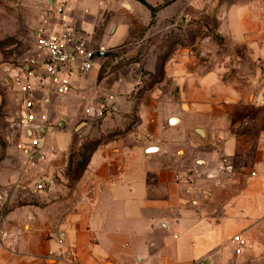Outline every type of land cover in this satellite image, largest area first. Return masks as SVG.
<instances>
[{
  "label": "crops",
  "instance_id": "obj_1",
  "mask_svg": "<svg viewBox=\"0 0 264 264\" xmlns=\"http://www.w3.org/2000/svg\"><path fill=\"white\" fill-rule=\"evenodd\" d=\"M61 1L72 7L74 23L90 48L100 26H114V36L101 43L115 46L136 21L145 29L154 22L162 29L183 24L199 31L204 25L198 19L216 12V34L247 46L249 57L264 63L261 0L235 5L142 0L155 9L153 17L138 0H48V9ZM40 21L35 20L37 27ZM189 39L165 58L161 75L167 87L161 82L137 86L128 70L112 82L107 75L96 81L102 56L88 73L73 77L71 94L46 108L52 129L44 144L55 153L43 161L28 149L23 121L4 117L0 264H232L240 256L231 244L234 236L248 244L242 255L264 248V129L233 131L241 92L222 83L217 70H201L197 57L203 38L194 33ZM19 74L12 70L6 80L18 107L21 96L12 83ZM99 93H104L98 101L102 108L111 104L120 118L135 115L137 124L118 139L101 142L70 183L68 155L83 142L75 131L80 120H92ZM259 106L263 111L262 102ZM115 125L107 116L100 122L102 129ZM190 144L199 149L178 158ZM152 147L157 149L148 150Z\"/></svg>",
  "mask_w": 264,
  "mask_h": 264
},
{
  "label": "rangeland",
  "instance_id": "obj_2",
  "mask_svg": "<svg viewBox=\"0 0 264 264\" xmlns=\"http://www.w3.org/2000/svg\"><path fill=\"white\" fill-rule=\"evenodd\" d=\"M47 1L0 0V97H2L0 133L2 135L6 134L4 117L6 115L12 116L15 121H18L20 120L18 111L21 110V101L19 100L18 107L17 95L8 89L6 80L9 81V73L12 70L18 69L19 71L24 63L23 60L31 54L32 34L36 30L38 31L42 25V21H40V27H37L38 24L36 22L35 25V20H38L39 23V19L45 15L48 9ZM250 1L254 0H219L220 3L227 5ZM261 1L264 8V0ZM69 8L72 12L73 9L70 5ZM122 11L124 12L125 9L123 8ZM218 17L217 13L214 12V14L210 13L198 19L204 25V28L199 29V31L195 26V28H184L183 24V28L180 27V29L178 26L162 29V23L156 26L153 24L154 22H150L151 28L145 29L142 24L136 21L137 23L131 26L130 35L125 41L123 40L115 46L106 44V41L101 43L102 39H109L114 36V29L111 30L114 26L96 28L91 46L93 48L103 46L107 49V52L97 61L99 70L96 81H100L103 75H107L108 79L111 80L109 82H112L114 76L120 71L128 70L137 86L146 87L155 82H161V87H167L168 83L162 81L161 75V67L165 58L172 56L179 46L182 48V45L189 44L190 36L198 33L203 38V41L198 43L199 57H197L202 67L201 70H217L222 83L233 85L236 91L241 92V110L236 117L238 124L233 131L235 133L259 132L264 129V108L263 111L257 110L260 107L259 102H262L264 107V63L258 64L253 61L249 57L247 46L237 45L218 36L216 34ZM183 52L185 51L183 50ZM25 55L27 56L24 57ZM94 99L95 114L92 120L88 121L89 123L87 120H80L79 124L85 123L86 125H82L75 131L76 134L82 136L81 145L86 141L93 145L99 141L101 143L105 140L118 139L130 132L137 124L135 115L120 118L112 111L111 104H106L102 108L98 101L104 99V93H99ZM104 116L115 121L116 125L102 129L100 122ZM198 149V147L190 144L181 148L178 153L182 152L183 155L179 157L177 153V157L184 160L190 152H196ZM198 161L199 159L196 163ZM196 163L194 166L199 167ZM172 166L175 164L172 163ZM232 264H264V248L256 254L236 256Z\"/></svg>",
  "mask_w": 264,
  "mask_h": 264
},
{
  "label": "built area",
  "instance_id": "obj_3",
  "mask_svg": "<svg viewBox=\"0 0 264 264\" xmlns=\"http://www.w3.org/2000/svg\"><path fill=\"white\" fill-rule=\"evenodd\" d=\"M106 52L103 46L94 49L84 44L66 1L54 3L42 17L31 54L23 60L20 74L12 83L21 96L19 116L28 139L27 147L37 153V160L43 161L47 153H55L54 148L47 149L44 144L47 132L52 129L48 107L54 99L63 101L69 96L72 78L92 70ZM84 113L89 115V109H85ZM22 147L18 145L17 148ZM231 244L236 255L243 254L248 248L247 242L240 236H234Z\"/></svg>",
  "mask_w": 264,
  "mask_h": 264
},
{
  "label": "trees",
  "instance_id": "obj_4",
  "mask_svg": "<svg viewBox=\"0 0 264 264\" xmlns=\"http://www.w3.org/2000/svg\"><path fill=\"white\" fill-rule=\"evenodd\" d=\"M142 5H144L151 13L153 17L155 13V9L150 7L142 0H138ZM100 141L91 145L88 144L87 141L83 143L78 149L72 150L68 155V166L65 170V175L70 183L75 182L82 171L87 166L89 159L91 157L92 152L95 150L97 146H99Z\"/></svg>",
  "mask_w": 264,
  "mask_h": 264
},
{
  "label": "water",
  "instance_id": "obj_5",
  "mask_svg": "<svg viewBox=\"0 0 264 264\" xmlns=\"http://www.w3.org/2000/svg\"><path fill=\"white\" fill-rule=\"evenodd\" d=\"M128 7V6H127ZM261 73H262V71H261ZM82 125H84L83 123H81V124H79L78 126H77V128H79V127H81ZM196 133L198 134V135H201L202 133L200 132V131H196ZM157 148L156 147H152V148H149L148 150H156ZM198 162H201V161H198Z\"/></svg>",
  "mask_w": 264,
  "mask_h": 264
},
{
  "label": "bare ground",
  "instance_id": "obj_6",
  "mask_svg": "<svg viewBox=\"0 0 264 264\" xmlns=\"http://www.w3.org/2000/svg\"><path fill=\"white\" fill-rule=\"evenodd\" d=\"M182 155V154H181Z\"/></svg>",
  "mask_w": 264,
  "mask_h": 264
}]
</instances>
